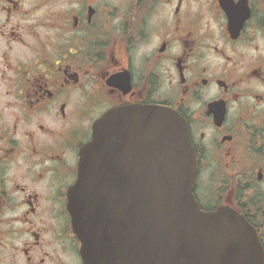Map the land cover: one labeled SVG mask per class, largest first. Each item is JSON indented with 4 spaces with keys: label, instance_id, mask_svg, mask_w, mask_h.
<instances>
[{
    "label": "flooded vegetation",
    "instance_id": "af4514ba",
    "mask_svg": "<svg viewBox=\"0 0 264 264\" xmlns=\"http://www.w3.org/2000/svg\"><path fill=\"white\" fill-rule=\"evenodd\" d=\"M133 106L185 120L201 208L243 216L264 248V0H0V264H84L81 150Z\"/></svg>",
    "mask_w": 264,
    "mask_h": 264
},
{
    "label": "water",
    "instance_id": "95a60500",
    "mask_svg": "<svg viewBox=\"0 0 264 264\" xmlns=\"http://www.w3.org/2000/svg\"><path fill=\"white\" fill-rule=\"evenodd\" d=\"M143 165L127 169V145ZM183 118L167 107L108 112L81 150L69 192L84 264H264L255 228L234 211L205 212Z\"/></svg>",
    "mask_w": 264,
    "mask_h": 264
}]
</instances>
